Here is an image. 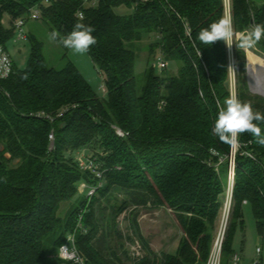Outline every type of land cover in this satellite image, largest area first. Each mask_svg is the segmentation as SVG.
<instances>
[{
  "label": "trees",
  "instance_id": "1",
  "mask_svg": "<svg viewBox=\"0 0 264 264\" xmlns=\"http://www.w3.org/2000/svg\"><path fill=\"white\" fill-rule=\"evenodd\" d=\"M35 5L50 32L66 36L77 22L95 29L98 43L88 55L105 75L106 96L95 93L59 39L66 62L57 69L47 66L43 42L28 35L27 67L20 70L14 63L10 76L0 80V264H62L56 252L71 233L92 264H206L233 150L211 132L218 105L231 91V64L223 41L204 45L197 33L227 15L226 1L0 0V46L7 47L15 36L14 21H28ZM121 6L132 12L118 13ZM5 14L12 20L9 28L3 24ZM230 14L236 32L264 24V0H230ZM147 35L154 39L140 83L135 45ZM257 46L264 52V39ZM157 51L167 62L181 63L177 74L156 72L150 59ZM233 53L236 94L264 114V96L248 83L246 50L234 45ZM260 127L264 132V123ZM239 141L222 264L234 254L232 239L244 201L260 234L264 231V147L247 133ZM93 145L101 150L92 157L104 172L103 185L88 198L79 194V183L100 179L81 169L72 154ZM72 201L77 206L63 218L67 208H62ZM131 206H166L175 212L184 232L175 252L159 255L150 248L134 210L131 226L145 254L138 262H126L115 251L110 256L103 240L120 237L117 218ZM81 214L83 227L77 228Z\"/></svg>",
  "mask_w": 264,
  "mask_h": 264
},
{
  "label": "rangeland",
  "instance_id": "2",
  "mask_svg": "<svg viewBox=\"0 0 264 264\" xmlns=\"http://www.w3.org/2000/svg\"><path fill=\"white\" fill-rule=\"evenodd\" d=\"M97 4V3H96ZM94 4V5H96ZM116 11L121 14H127L132 12V8H128L126 6H121L116 8ZM230 14L227 10V15ZM3 24L5 27H11L12 20L10 15L5 14L3 17ZM25 31L27 35L30 33L35 35L39 40H41L44 44V56L47 63V66L54 67L57 69L62 68L65 65L64 54L65 51L62 46L56 41H50L48 35L50 33L48 26L42 20H32L29 19L25 26ZM154 35H147L141 41L136 43L135 50L138 53V59L136 61L135 71L137 78L140 83L144 81V71L148 67V49L149 43L153 41ZM7 48L11 54V57L14 60L16 67L20 70H23L27 67L30 52H31V43L28 37L26 39L18 40L17 42H13L12 40L7 44ZM234 45L231 49H229L230 54V64L233 69H231L230 75V89L231 91L236 92V66L234 62V53H233ZM68 59L72 60L75 65L82 72L86 80L91 84L95 93L100 97L106 96V88H105V75L102 71H100L88 53L86 54H77L72 50L66 51ZM247 53V77L248 83L251 88L254 90H260L257 85V76L255 73H252L253 66L249 62V56L253 54L255 57H259L264 60V52L258 49V46L252 49L246 50ZM160 56L163 58V55L156 52V55L151 57L150 65H152L157 73H165L168 75L177 74L179 71V67L181 65L180 62L173 61L167 62L168 65L166 68L160 70L156 65L160 59ZM264 68H260L259 75L264 79V75H262ZM258 75V76H259ZM263 76V77H262ZM252 91V90H251ZM253 92V91H252ZM255 93V92H253ZM256 94H259L256 92ZM261 95V94H260ZM264 96V95H262ZM240 144V143H239ZM101 152L98 145H93L88 149H83L79 152L72 154L75 161H80V159L86 161L89 156L97 154ZM99 154V153H98ZM17 162V161H16ZM79 164V163H78ZM222 178L226 179V167L222 166ZM229 179V176H228ZM228 186V184H227ZM121 198L123 196H120ZM64 205L62 210L63 218L74 209L78 203L69 202ZM137 210V222L140 229V233L143 238H145L150 248L157 254H162L164 252H175L181 237L184 232L183 229L178 222L176 214L173 210L166 206L161 207H151V206H141L138 208L129 207L125 209L117 218L118 231L120 233V237H116L114 235H109L104 238L103 246L106 251L110 254L115 251L119 256H121L126 262L134 261L138 262L139 259L143 257L145 254V249L143 248V244L139 236L135 233L131 226V219H133L132 212ZM220 214L219 212L217 221H216V232L218 230V226L220 223ZM111 215L110 210H106L105 216L106 218ZM136 217V215H135ZM243 221V222H242ZM242 221L239 222L233 239H232V251L234 254H238L242 258V262L244 264L251 263L253 259L256 258V248L261 245L262 238L261 234L256 225L255 218L253 216L252 208L249 204L244 205L243 207V217ZM215 232V236L216 233ZM101 235V234H100ZM215 238V237H214ZM126 251L128 256L124 255ZM139 251L141 253H139ZM57 255V252H56Z\"/></svg>",
  "mask_w": 264,
  "mask_h": 264
},
{
  "label": "clouds",
  "instance_id": "3",
  "mask_svg": "<svg viewBox=\"0 0 264 264\" xmlns=\"http://www.w3.org/2000/svg\"><path fill=\"white\" fill-rule=\"evenodd\" d=\"M94 31L91 25L77 22L66 36H61L54 29L49 33L48 38L50 41L59 39L63 47L77 54H86L98 43L93 35ZM197 39L204 45L223 41L229 49L235 45L238 50H248L255 48L264 39V24H253L250 29L236 32L233 27V18L231 14H228L221 16L207 27L201 28L197 33ZM262 123H264V114L254 110L251 102L240 100L235 91H230L223 104L218 105L217 117L211 132L222 143L233 149L238 147L239 137L245 133L254 137L256 144L264 147V132L260 127ZM69 255H75L74 248L70 250L66 245L58 247V257L64 258ZM79 264H83V261L79 260Z\"/></svg>",
  "mask_w": 264,
  "mask_h": 264
},
{
  "label": "built area",
  "instance_id": "4",
  "mask_svg": "<svg viewBox=\"0 0 264 264\" xmlns=\"http://www.w3.org/2000/svg\"><path fill=\"white\" fill-rule=\"evenodd\" d=\"M97 1L98 0H85L86 5H94L97 3ZM140 1H147V0H140ZM225 1H226V9L230 13V0H225ZM44 2L48 3L49 0H44ZM40 15H41V10L38 5H35L34 7L31 8V13L29 16L30 19L38 20L40 18ZM80 16H82V14H80ZM26 23L27 20L25 18H18L14 21L15 36L12 39L13 42H17L18 40L26 39L28 37L25 31ZM186 33L189 37L191 36L189 27H187ZM13 64H14V60L11 57L8 48L1 45L0 46V80L8 78L10 76L13 70ZM167 65L168 63L164 59V57L162 58L160 56V59L156 66L160 70H162L166 68ZM117 133L121 136L124 135L121 130H117ZM49 139L51 140V142L53 141L54 139L53 132H51V134L49 135ZM239 147L240 144L238 145L237 148L232 150L230 156V170H229L227 192L225 194L223 207L221 209L220 223L218 226V230L216 232L217 234L214 238L212 250L206 264H222L223 244L232 218V210L234 205L233 189H234L235 174H236V157ZM248 155L252 156L250 153H248ZM77 162L79 163L81 169L93 171L96 174V177L100 179L99 183L97 184L88 183L86 181H82L79 183L78 186L79 194L90 198L95 194L96 190L103 185L102 178L104 172L100 169V165L98 164L96 159H94L92 156H89L86 159V161L80 159V161L77 160ZM222 162H224V159L221 158L219 164H221ZM244 203H246V201H244ZM82 218H83V214H81L78 218V222L76 226L77 228L83 227ZM83 230L84 232H87L86 227H84ZM67 238L70 244L68 245V241L66 240L62 245L69 246L70 250L74 248L75 255H69L67 257L61 258V260L63 261L62 264H79V260H82L83 264H92L86 261L84 255L78 249L76 244L75 233L69 234ZM261 238H262V243L260 246L256 248L257 256L255 259L251 261V263L248 264H264V231L261 234ZM139 253L141 252L139 251ZM228 264H244V263L242 262V258L235 253L230 258Z\"/></svg>",
  "mask_w": 264,
  "mask_h": 264
},
{
  "label": "bare ground",
  "instance_id": "5",
  "mask_svg": "<svg viewBox=\"0 0 264 264\" xmlns=\"http://www.w3.org/2000/svg\"><path fill=\"white\" fill-rule=\"evenodd\" d=\"M249 62L253 66L252 73H255V75L258 77L257 78V81H258L257 85L259 86V89L262 92H264V79L261 78V76L259 75V72H258V71H260V68H264V60L259 58V57H257V56L255 57L253 54H251L249 56ZM262 75H264V70H263Z\"/></svg>",
  "mask_w": 264,
  "mask_h": 264
},
{
  "label": "water",
  "instance_id": "6",
  "mask_svg": "<svg viewBox=\"0 0 264 264\" xmlns=\"http://www.w3.org/2000/svg\"><path fill=\"white\" fill-rule=\"evenodd\" d=\"M256 82H257V80H256ZM251 90L253 91V92H257V93H259V94H261V95H264V92H262L261 90H254V89H252L251 88Z\"/></svg>",
  "mask_w": 264,
  "mask_h": 264
}]
</instances>
